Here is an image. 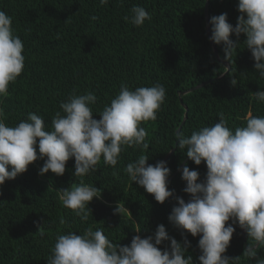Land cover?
<instances>
[{
  "label": "trees",
  "instance_id": "obj_1",
  "mask_svg": "<svg viewBox=\"0 0 264 264\" xmlns=\"http://www.w3.org/2000/svg\"><path fill=\"white\" fill-rule=\"evenodd\" d=\"M206 3L207 0H109L107 6H101L99 0H0V10L12 17L15 34L23 41L26 58L23 73L10 85L9 95L0 105L9 126L26 120L33 112L43 117L50 130L52 117L60 111L59 104L74 91L96 94L93 118L99 120V113L119 93L122 82L132 90L159 82L167 90L157 120L141 125L148 133V148H129L122 153L117 176L112 175L115 169L101 161L95 173L83 178L84 183L102 190L101 198L90 203L92 215L86 222L65 208L57 193L80 183L81 178L73 175L74 159L67 162L63 176L51 172L40 175L44 161L38 160L29 165L26 173L0 186V264H47L58 234L83 235L88 228L104 229L114 244L130 246L136 235L154 237L161 224L177 242L183 244L187 238L190 247L186 255L192 256L193 264H199L200 237L187 233L182 236L168 219L178 206L176 197L186 203L190 200L184 192L181 165L185 162L184 166L197 171L201 182L207 173L206 163L195 165L175 139L186 113L179 95L189 91L182 96L188 108L181 129L185 136L219 122L220 113L233 130L245 125L249 112L264 116V103H258L252 95L264 90V79L255 72V61L243 44L246 37H239L240 44L230 62L224 58L223 46L214 43L220 59L230 65L224 75L225 66L215 56L207 35ZM134 5L144 7L152 16L151 22L139 28L127 22L124 17L130 15ZM237 9L238 0H210L209 23L211 17L226 13L228 22L235 27L240 15ZM230 38L237 42L235 35ZM233 78L236 86L231 84ZM210 80L213 81L194 89ZM174 149L166 163L170 169L168 188L174 196L159 204L129 179L124 168L142 154L154 166ZM120 201L132 217L114 214ZM41 227L43 235L38 233ZM233 227L226 255L240 257V264H255V260L242 256L253 241L247 232L243 236L238 224ZM137 228L140 233L135 232ZM159 247L161 251L170 250V240ZM259 256L264 257V249Z\"/></svg>",
  "mask_w": 264,
  "mask_h": 264
},
{
  "label": "clouds",
  "instance_id": "obj_2",
  "mask_svg": "<svg viewBox=\"0 0 264 264\" xmlns=\"http://www.w3.org/2000/svg\"><path fill=\"white\" fill-rule=\"evenodd\" d=\"M107 6L109 0H99ZM240 13L235 27L228 22L227 14L210 19V40L223 46L224 58L230 62L243 34V44L255 61V72L264 79V0H238ZM95 19V17H93ZM124 19L135 27L151 22L152 16L142 6H133ZM12 17L0 10V105L9 95V87L15 84L25 68L24 44L12 27ZM235 35L237 42L230 38ZM228 72V68H224ZM233 86L237 80H231ZM166 88L159 82L149 87L132 90L122 82L119 93L106 104L94 119L93 106L98 97L93 91L70 94L59 104L51 120L49 130L42 116L28 113L27 119L14 126L5 123V110L0 106V186L27 172L29 165L43 160L40 175L49 172L63 176L66 164L74 159L73 175L80 183L57 191L63 206L70 209L82 222L92 215L89 208L94 199H100L102 190L84 183V177L95 173L103 161L115 169L117 176L121 154L129 148L147 149L146 129L142 123L156 121L166 101ZM258 103H264V90L252 93ZM244 126L234 130L228 127L223 113L219 122L203 126L190 136L177 132L179 149L199 166L206 163L207 173L201 182L200 175L187 165L182 169L186 182L184 192L190 196L186 203L176 197L178 206L172 209L169 222L181 231L200 237L199 264H240V257L226 255L235 232L234 224L247 232L253 241L243 252V257L264 264L259 256L264 249V116L248 113ZM149 157L140 155L129 162L124 172L129 179L156 202L164 204L174 196L168 188L170 169L166 162L154 166ZM131 213L125 204L117 203L114 214ZM231 221V223H229ZM136 233L141 230L137 228ZM43 235L42 227L38 231ZM170 240V250H160V245ZM190 242L183 244L170 238L163 224L147 238L136 235L130 246L114 244L104 234V229L88 228L83 235L74 232L58 234L52 255L47 264H193L187 254Z\"/></svg>",
  "mask_w": 264,
  "mask_h": 264
},
{
  "label": "water",
  "instance_id": "obj_3",
  "mask_svg": "<svg viewBox=\"0 0 264 264\" xmlns=\"http://www.w3.org/2000/svg\"><path fill=\"white\" fill-rule=\"evenodd\" d=\"M209 1H210V0H207L206 6H205V16H206V21H207V35H208V37L210 38V37H211V29H210L209 16H208V5H209ZM210 43H211V45H212V47H213V49H214L215 56L218 58V60H219V61H220V62H221L226 68H228V72H229V71H230V65H229L227 62H224V61H222V60L220 59V57H219V53H218V50H217V47H216V45L214 44V42H212V41L210 40ZM228 72H226L224 75H226ZM224 75H222L221 77H223ZM221 77H220V78H221ZM212 81H213V80L207 81V82L201 84L200 86L195 87L194 89H198V88H200V87H202V86H205V85L211 83ZM194 89H192V90H194ZM192 90H190V91H192ZM188 92H189V91H187V92H183V93H180V95H179V96H180V99H181V104H182L183 107L185 108L186 113H185L184 121H183L182 125L179 127V129L177 130V132H181L182 126H183V124L185 123V121H186V119H187L188 108H187L186 105L183 104V102H182V96L185 95V94L188 93ZM177 132H176V134H177ZM177 143H178V142H177ZM177 143H176V145H177ZM174 151H175V149L172 150V151L169 153V155H167V157L164 159V162L167 163L169 157L174 153ZM184 164H185V162L181 165V167L179 168V171L184 167ZM245 233H246V231L243 230V236H245ZM246 248H247V246H246Z\"/></svg>",
  "mask_w": 264,
  "mask_h": 264
}]
</instances>
